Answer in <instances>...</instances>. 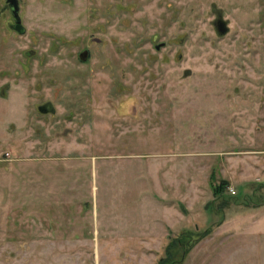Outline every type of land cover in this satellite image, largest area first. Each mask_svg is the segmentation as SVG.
<instances>
[{"label": "rangeland", "instance_id": "374dc122", "mask_svg": "<svg viewBox=\"0 0 264 264\" xmlns=\"http://www.w3.org/2000/svg\"><path fill=\"white\" fill-rule=\"evenodd\" d=\"M18 1L22 32L0 0V264H264V0Z\"/></svg>", "mask_w": 264, "mask_h": 264}, {"label": "trees", "instance_id": "16d2710c", "mask_svg": "<svg viewBox=\"0 0 264 264\" xmlns=\"http://www.w3.org/2000/svg\"><path fill=\"white\" fill-rule=\"evenodd\" d=\"M228 185H229L228 180H222L221 182H219L217 184L216 183L213 184L214 195L215 196L225 195L226 190L228 188ZM210 232H211L210 229H208L207 231H204V233L201 235V237H204L205 235L209 234ZM190 236L191 235L187 232L185 235H183V237L177 238L178 240L175 239L173 242H171L170 247L179 242V244L184 247V256H186V254H188L189 251L192 249V247L195 245V240H193V241L190 240V238H191ZM173 256H174V253L169 248L168 249V255L164 258H161V260L159 261V264H181L180 263L181 259L176 261V260H174V258L172 259Z\"/></svg>", "mask_w": 264, "mask_h": 264}, {"label": "flooded vegetation", "instance_id": "af4514ba", "mask_svg": "<svg viewBox=\"0 0 264 264\" xmlns=\"http://www.w3.org/2000/svg\"><path fill=\"white\" fill-rule=\"evenodd\" d=\"M6 2H7V4H8V6H9V8H10V11H11L10 3H9L7 0H6ZM18 4H19V1H18ZM11 13H12V11H11ZM12 15H13V13H12ZM13 17H14V15H13ZM19 17H20V23H19V25H17V21H16V19L14 18V23L12 24V27H13L15 30H18L19 32H22L24 29H23V26L21 25L20 11H19ZM219 18H222V16H221V17H218L217 20H218ZM222 19H223V18H222ZM217 20H216V22H215L216 26H217ZM226 24H227V23H226ZM217 29H218V27H217ZM83 52H88L87 57L82 58V53H83ZM79 56H80V59H81V60L85 61V60H87L88 57H89V51H88V50H84V51H82V52L79 54ZM38 110H40V111L43 112V113H49V112L54 113V112H55V107L53 106L52 102H49V101H48V102H44V103L40 104V105L38 106Z\"/></svg>", "mask_w": 264, "mask_h": 264}, {"label": "water", "instance_id": "95a60500", "mask_svg": "<svg viewBox=\"0 0 264 264\" xmlns=\"http://www.w3.org/2000/svg\"><path fill=\"white\" fill-rule=\"evenodd\" d=\"M10 3V7H11V11L14 15V18L17 21V25H19L20 23V17H19V4H18V0H7ZM217 27H218V31L222 34H225L228 32L229 28L226 24V21L223 20L222 18H219L217 20ZM88 52H83L82 53V58L87 57Z\"/></svg>", "mask_w": 264, "mask_h": 264}, {"label": "built area", "instance_id": "2783aa9c", "mask_svg": "<svg viewBox=\"0 0 264 264\" xmlns=\"http://www.w3.org/2000/svg\"><path fill=\"white\" fill-rule=\"evenodd\" d=\"M231 192L234 194V193H235V190L232 188V189H231Z\"/></svg>", "mask_w": 264, "mask_h": 264}, {"label": "crops", "instance_id": "0c3cea01", "mask_svg": "<svg viewBox=\"0 0 264 264\" xmlns=\"http://www.w3.org/2000/svg\"><path fill=\"white\" fill-rule=\"evenodd\" d=\"M230 237H232L233 238V236H230ZM230 241V240H229ZM250 241V240H249ZM253 241H255L254 239L253 240H251L250 242H252L253 243Z\"/></svg>", "mask_w": 264, "mask_h": 264}]
</instances>
